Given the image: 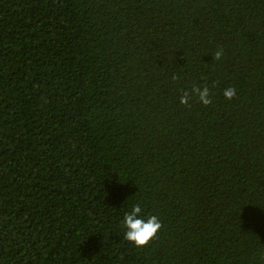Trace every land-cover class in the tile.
<instances>
[{
	"label": "trees",
	"instance_id": "16d2710c",
	"mask_svg": "<svg viewBox=\"0 0 264 264\" xmlns=\"http://www.w3.org/2000/svg\"><path fill=\"white\" fill-rule=\"evenodd\" d=\"M0 264H264V0H0Z\"/></svg>",
	"mask_w": 264,
	"mask_h": 264
},
{
	"label": "clouds",
	"instance_id": "9594fccd",
	"mask_svg": "<svg viewBox=\"0 0 264 264\" xmlns=\"http://www.w3.org/2000/svg\"><path fill=\"white\" fill-rule=\"evenodd\" d=\"M215 55L219 59L222 52L217 51ZM193 92L198 95L201 104L208 105L211 103L209 89L207 87L203 89L195 88ZM223 94L226 99H232L236 95V90L234 88H228L224 90ZM189 99L190 96L186 93L180 102L187 104ZM141 212V203L137 202L131 206L130 211L125 212L122 220L125 239L136 247L145 246L161 228V223L157 216L153 215L145 218L141 215Z\"/></svg>",
	"mask_w": 264,
	"mask_h": 264
}]
</instances>
